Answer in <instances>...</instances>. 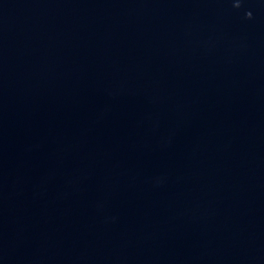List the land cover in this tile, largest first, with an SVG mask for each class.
Masks as SVG:
<instances>
[{
	"label": "water",
	"instance_id": "1",
	"mask_svg": "<svg viewBox=\"0 0 264 264\" xmlns=\"http://www.w3.org/2000/svg\"><path fill=\"white\" fill-rule=\"evenodd\" d=\"M233 264H264V0H198Z\"/></svg>",
	"mask_w": 264,
	"mask_h": 264
}]
</instances>
